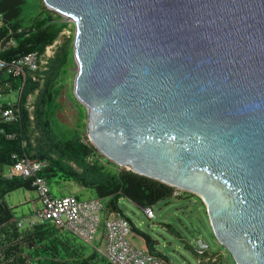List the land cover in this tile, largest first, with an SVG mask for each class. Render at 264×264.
<instances>
[{
    "label": "water",
    "instance_id": "water-1",
    "mask_svg": "<svg viewBox=\"0 0 264 264\" xmlns=\"http://www.w3.org/2000/svg\"><path fill=\"white\" fill-rule=\"evenodd\" d=\"M42 2L73 25L89 143L196 196L233 263L264 264V0Z\"/></svg>",
    "mask_w": 264,
    "mask_h": 264
},
{
    "label": "rangeland",
    "instance_id": "rangeland-1",
    "mask_svg": "<svg viewBox=\"0 0 264 264\" xmlns=\"http://www.w3.org/2000/svg\"><path fill=\"white\" fill-rule=\"evenodd\" d=\"M0 14L4 22L9 24L10 36L15 35L16 29H21L23 36L32 30L33 23L41 19L54 20L58 16L48 10L42 0H0ZM59 24H65L56 40L45 51L47 66L60 52L69 55V60L62 68L61 78L53 83L59 86L57 96L48 105L47 117L50 121L53 136L58 140L66 136L79 138L83 143L90 144L85 131L86 110L78 103L73 95V80L77 65L72 57L74 28L70 21L58 19ZM4 36V34H3ZM46 52V53H45ZM48 69V68H47ZM47 71V70H46ZM32 80L34 87L29 86V94L25 102H28V121L24 127V144L28 148L29 155L46 159H57V154L51 151L49 144L42 137L40 130L31 119L34 103L43 85V73L34 75ZM17 100V94L5 95L3 100ZM91 145V144H90ZM95 149V148H94ZM89 157L90 164L94 162L101 167V171L109 176H117L124 168L118 167L104 158L96 149ZM52 164V163H51ZM72 168L85 176L86 181L94 180L91 175H85L81 169L69 163ZM53 168L55 167L52 165ZM50 169L51 176L47 178L49 192L53 197L76 196L80 200L104 198L96 188H85L67 180L58 170ZM56 168V167H55ZM5 174L10 173V167L5 166ZM109 199H104V203ZM4 203L12 210L15 217L29 216L39 208L36 194L33 190L19 188L3 197ZM117 210L127 217L131 223V234L128 237L130 244L136 249H144L143 237L150 238L151 247L147 251L157 252L162 255L166 264H234L229 254L215 240L210 228L206 212L201 201L194 195L173 189L171 196L151 206L153 218L148 219L143 205H137L125 197H119L116 201ZM110 212V211H109ZM106 220L104 211L100 214V227L95 234L93 246L101 248L98 236L103 230ZM49 239L41 240L37 247L28 250L26 257L34 260V264H51L52 258L64 262H83L96 264L94 256L81 245L71 243L67 237L55 232H50ZM9 238L13 239L12 234ZM202 241L207 249L204 255L197 254L198 242ZM54 244L58 253L51 249ZM56 254L54 257L52 254ZM37 261V262H36ZM85 262V261H84Z\"/></svg>",
    "mask_w": 264,
    "mask_h": 264
},
{
    "label": "trees",
    "instance_id": "trees-1",
    "mask_svg": "<svg viewBox=\"0 0 264 264\" xmlns=\"http://www.w3.org/2000/svg\"><path fill=\"white\" fill-rule=\"evenodd\" d=\"M59 18L62 17L57 16L54 20L41 19L35 21L32 30H30L26 36L22 35L18 38L16 48L4 52L1 58L11 60L32 52L43 53L45 48L56 40L65 25L58 23ZM7 26H9V24H7ZM7 31V29L2 31V35ZM68 56L69 55L62 51L58 56L50 60L47 71L43 73V85L38 93L31 115L42 137L45 138L49 144L51 151L57 154V159L48 160L46 158L31 156L29 155L28 148L24 144V127L28 118H30L24 104L30 88L35 86L30 85L32 84L31 79H28L21 92L19 119L14 123L0 124V130H2V133H0V260L12 258L10 264H23L24 259L17 255L18 248L12 244L9 238V230L12 228L10 221L14 215L12 210L4 203L3 197L19 188L31 190L29 181L21 178L6 179L2 176L4 167L10 166L13 163V154H17L18 156L25 155L31 160L45 161L47 166L42 176L46 179L50 178V169L53 168L52 165H54L56 168L54 167L53 170H58L67 180L75 182L85 188H96L99 190L101 196L104 197L102 199H109L107 202V213L117 210L116 201L119 197H125L137 205H143L145 209L171 196L173 193V188L136 175L130 171H122L117 176H109L101 171V167L98 166L96 162L93 164L87 162V157L92 155L95 150L92 145L83 143L79 138L66 136L58 140L53 136L50 121L47 117L48 105L58 94L57 90L60 88V85L53 86V83L58 78H61V70L69 60ZM7 81H9V86L7 88L0 86L1 94H7L10 88L16 89L21 83L12 79ZM29 86L31 87L29 88ZM69 163L81 169L85 175L94 177V180L89 182L86 181L85 176L76 172ZM35 235L26 236L27 246H33L37 240L39 242L45 239L43 232L36 231ZM48 235L50 236L51 233L49 232ZM142 240L144 241L145 248L151 247L149 237L144 236ZM5 243H8V246L4 247ZM51 249L55 253H58V248L54 244L51 245ZM147 252L162 257L166 262L165 258L159 253ZM204 253H206L205 250L203 251V254ZM52 255H54V257L57 256L54 253ZM91 255L95 258V254ZM84 261L79 262V260H76L75 262L68 263L58 259L57 261L51 262V264H85L88 262H86V260ZM96 264H100L99 261H97Z\"/></svg>",
    "mask_w": 264,
    "mask_h": 264
},
{
    "label": "built area",
    "instance_id": "built-area-1",
    "mask_svg": "<svg viewBox=\"0 0 264 264\" xmlns=\"http://www.w3.org/2000/svg\"><path fill=\"white\" fill-rule=\"evenodd\" d=\"M5 29L8 31L3 36L1 32ZM14 34L10 36L11 33L4 22L3 15L0 14V86L7 88L9 79L21 82L16 89L10 88L7 94L0 93V124L14 123L19 119V102L24 85L28 79L35 81V74L44 73L47 70V60L43 53L32 52L11 60L1 58L4 52L16 48L17 40L22 36V30L16 29ZM49 48H46V52ZM12 93L17 94V100H3L5 95ZM25 107L28 109V102ZM89 158L87 157L86 160L90 163ZM12 160L13 163L9 166L10 173H3L2 176L6 179L21 178L29 181L30 188L35 192L39 203V208L29 216H13L10 221L12 228L9 232L13 236L11 242L18 248L17 255L24 259L23 264L35 263L34 260H29L26 254L28 250H34L40 242L37 240L33 246H27L26 236L35 235L36 231L43 232L45 239H49V232L67 237L71 243L85 247L89 254H95V262L99 261L100 264H166L162 257L148 253L145 249H136L130 244L128 241L131 234L129 219L118 210L107 213V202L104 203V199L80 200L73 195L53 197L49 192L47 179L42 176L47 166L45 161L31 160L25 155L17 154L12 155ZM103 211L106 220L98 236L101 248H97L92 243L100 227V214ZM144 211L148 219L153 218L151 207L145 208ZM4 245L6 247L8 243ZM196 251L199 256L204 255L203 249L197 248ZM57 260L52 258V261ZM11 262L12 258L0 260V264Z\"/></svg>",
    "mask_w": 264,
    "mask_h": 264
},
{
    "label": "crops",
    "instance_id": "crops-1",
    "mask_svg": "<svg viewBox=\"0 0 264 264\" xmlns=\"http://www.w3.org/2000/svg\"><path fill=\"white\" fill-rule=\"evenodd\" d=\"M144 243V242H143ZM143 246H144V249H145V245L143 244Z\"/></svg>",
    "mask_w": 264,
    "mask_h": 264
}]
</instances>
